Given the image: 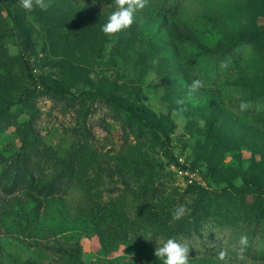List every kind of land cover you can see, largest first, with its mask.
<instances>
[{"label":"rangeland","instance_id":"obj_1","mask_svg":"<svg viewBox=\"0 0 264 264\" xmlns=\"http://www.w3.org/2000/svg\"><path fill=\"white\" fill-rule=\"evenodd\" d=\"M115 8L50 0L29 11L0 0V178L9 184L24 160L37 168L33 191L0 189V264H163L156 243L121 239L101 216L122 213L129 224L141 207L179 204L190 209L179 222L207 208L190 264H264L256 237L261 255H216L249 234L219 219L240 202L218 193L264 189V0H149L130 28L106 35ZM194 79L205 87L190 94ZM60 174L70 176L61 185ZM52 182L61 193L48 196Z\"/></svg>","mask_w":264,"mask_h":264},{"label":"trees","instance_id":"obj_2","mask_svg":"<svg viewBox=\"0 0 264 264\" xmlns=\"http://www.w3.org/2000/svg\"><path fill=\"white\" fill-rule=\"evenodd\" d=\"M244 38L245 37L243 36L240 38V40ZM29 76L33 79L34 82H36L32 74H29ZM87 94L88 93H84L83 95ZM93 95L101 97L102 99L106 98L104 100L111 103V105L116 107L119 111L129 113L130 115L128 116V118H133L134 120L141 123L143 128H145L147 131L150 132L151 130L157 129L154 126H149L145 122L142 114L133 105H126L115 99H111L102 93H97ZM25 96L26 94H23L20 97L19 101L23 102ZM127 123L130 124V122ZM168 157L171 162L175 164L180 170H188L190 168V166L181 163L174 156L169 155ZM36 169H34L33 172H29L27 161H22L20 169L18 171L16 169V174L13 178H11L9 184L7 183V180H4L5 177L0 178V189L3 190L4 193L7 195H13L21 191L34 189L35 183L32 173H34ZM67 177L70 176H62L60 174V176L55 178V180L60 183L59 185H61L62 180L59 179ZM51 184L53 185H49L46 191L44 190V188H41L39 190V193L41 194L45 191L48 196L61 193V188L59 186H56V183L52 182ZM263 190V188L245 182L241 187H237L235 185L225 187L220 193H218L222 195H217V197L232 196L235 200L240 202L239 204H235L236 207L234 210H231V212H226L225 214L218 213V215L221 216L219 217V219L223 220L227 218V223L232 227L238 224L242 226L246 225L247 233H249V245L247 250L248 252L253 251V253H256L258 250H260L258 252L259 255H261L263 247H254L253 239L256 237L259 238V241L264 242V192H262ZM152 191H154V188L152 189ZM248 196H252L251 201L248 199ZM141 209L143 210V212L140 214L137 212V214H139L138 218L135 220H130L131 222L129 224L127 223V221H125V216L122 213L115 214L117 212L114 213V211L108 213L107 215L103 214L101 216V219H103V222L105 223V225H107V227H113L115 231H117L118 237H120L121 239L128 240L130 239V235L137 233L139 235L147 237V243L150 246L154 245L159 241H165L169 238H175L181 242L187 241L191 244L193 242H197L201 238L198 237L199 235L201 236L200 226L203 225V218L206 219L207 216V213L204 214L202 209H207L206 206L199 205L198 207H196L195 209L198 210L193 216L194 218L186 222H179L178 220H173L172 213L174 207L169 205L159 208L157 210L145 209L144 207H141L139 210ZM113 215L118 217H114ZM216 217L218 218V216ZM214 223L216 222L214 221ZM256 257H258V254Z\"/></svg>","mask_w":264,"mask_h":264},{"label":"clouds","instance_id":"obj_3","mask_svg":"<svg viewBox=\"0 0 264 264\" xmlns=\"http://www.w3.org/2000/svg\"><path fill=\"white\" fill-rule=\"evenodd\" d=\"M116 8L109 15L107 23L103 25L102 31L106 35H114L124 29L130 28L134 23L137 10H142L146 7L149 0H113ZM24 9L31 11L34 4L42 10H47L50 6L45 3V0H20ZM226 62L221 63L222 68H226ZM205 87V82L202 79H194L189 86V93H195L199 89ZM183 103V101H178ZM251 105L247 102L239 104V113H244L249 110ZM190 214V209L185 204H179L173 209V220H181L186 215ZM157 247L154 250V255L163 261V264H190V246L187 241L181 242L175 238H169L165 241L156 243ZM249 240L246 235H241L239 240L230 246V248H221L217 251V258L221 261L229 258L230 255L243 260L245 258L246 249L248 248Z\"/></svg>","mask_w":264,"mask_h":264}]
</instances>
